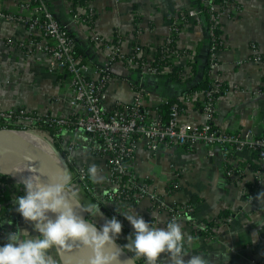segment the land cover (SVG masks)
<instances>
[{
    "label": "crops",
    "instance_id": "1",
    "mask_svg": "<svg viewBox=\"0 0 264 264\" xmlns=\"http://www.w3.org/2000/svg\"><path fill=\"white\" fill-rule=\"evenodd\" d=\"M82 1L46 0L49 10L67 26L85 61L93 66L101 64L105 56L93 43L92 31L109 42L120 39L123 51H133L147 59L155 53L172 22L188 9L198 8L197 0H88L93 15L87 20L86 8H82L86 0ZM231 1L236 9H231L219 21L216 56L220 64L218 73L232 91L217 98L213 123L216 126L227 123L229 131L250 129L260 135L264 133V65L252 60L251 46L255 45L264 57V0ZM0 10L8 16H33V11L22 9L18 0H0ZM25 34V25L20 20L0 18V110L24 108L41 115L60 117L71 114L68 102L73 93L68 76L49 72L45 53L36 50L30 54L19 47L17 43ZM176 36L195 52L192 76L181 75V79L175 80L116 64L111 70L105 106H111L114 100H130L133 88L141 87L146 91L141 101L144 107L159 108L170 98H175L184 105L182 118L200 124L203 119L201 109L194 107L193 102H182V97L183 91L203 76L201 68L210 46L207 25L192 21ZM71 139L79 146L75 151V165L88 169L95 163L103 168V175L104 160L88 150L86 133L62 129L52 138L60 146L61 142L65 144ZM138 145L130 172L155 188L164 206L191 202V218L205 225L204 230H196L189 222L179 221L192 237L191 244L185 245L189 252L185 259L203 254L210 264H249L264 260V226L260 225L264 224V199L257 198L264 193V164L259 175L260 186L254 200L248 203L246 190L253 184L254 171L259 169L251 151L243 149L230 156L229 164L235 165L241 174L228 177L218 152L208 156L200 146L178 145L149 151L142 141ZM93 184L102 196L100 184ZM173 184L177 185L176 189L167 192ZM103 201L100 198L101 204ZM129 206L148 222L152 221V212L159 213L164 223L168 221L164 208H157L149 198L134 205L111 202V210L118 212L130 234L134 232L133 226L119 211L120 207L127 210ZM95 218L101 226L106 221ZM23 220L20 215L18 227L33 236L38 235L33 226L27 229ZM50 254L57 260L54 249ZM163 258L160 264H165L166 258Z\"/></svg>",
    "mask_w": 264,
    "mask_h": 264
},
{
    "label": "built area",
    "instance_id": "2",
    "mask_svg": "<svg viewBox=\"0 0 264 264\" xmlns=\"http://www.w3.org/2000/svg\"><path fill=\"white\" fill-rule=\"evenodd\" d=\"M22 9H31L33 16L21 18L8 16L0 10V18L20 20L26 28L25 36L17 43L25 52L33 53L38 50L46 54L48 71L57 75H67L73 96L68 102L72 113L67 116H46L43 124H39L37 113L26 109L10 108L0 110V127L12 129H38L53 131L50 138L62 129L73 132H84L88 135V150L104 160L105 182L101 185L102 196L89 179L88 169L76 166L74 163L75 151L78 143L71 139L67 143L61 142V156L66 163L70 181L73 180L78 187L87 192L95 201L100 198L107 201L131 202L149 198L156 203L157 208L168 213L169 218H178L189 222L196 230H204L205 225L191 218V209L185 204L174 203L164 206L159 201L155 188L147 182L138 180L131 172L130 166L138 150V143L149 151H155L163 146H200L205 149L208 156L219 153L226 165L225 174L234 177L241 174L239 169L230 165V156L243 149L255 153L259 169L254 171L255 179L250 188L246 190V201L254 200L257 188L260 186V172L264 164V134L257 135L252 130L229 131L227 123L216 126L214 122L215 102L217 98L232 91L223 87L224 83L219 75V62L216 56L218 49L215 36L219 29V21L235 6L231 0L212 2V0H199L197 9H188L181 13L169 27L167 35L156 47L163 49L164 56L172 64L181 68V75L192 76L195 64V52L184 40L177 38V32L192 21L206 23L210 46L203 66L207 63L210 86L206 91H195L185 94L182 102H193L195 98L201 101L202 121L200 124L191 123L181 116L177 104L170 106L166 119H163L159 108L150 109L142 105L141 101L146 91L144 88H133L130 100H114L111 106H105L106 90L111 81V70L116 64L124 65L130 69H140L147 74L167 72L171 67L157 68L153 65L152 56L147 59L133 51L125 52L120 45V39L114 42L106 41L97 32L90 33L93 43L100 48L105 56L99 65H90L75 55V42L67 26L61 23L49 10L46 0H18ZM118 1V0H116ZM87 20H91L93 10L86 0ZM209 13V22L205 19L204 9ZM208 22V23H207ZM180 24V26H178ZM219 44V43H218ZM252 60L264 65V57L255 45L251 46ZM199 79H196L197 82ZM194 83V82H193ZM45 115V114H44ZM58 143V142H56ZM14 180L0 181V245L6 243L9 232L18 227L20 214L16 211L13 200L24 194L23 188H18ZM173 184L167 192L176 189ZM172 188V189H171ZM96 190V191H95ZM20 193V194H18ZM22 217V216H21ZM230 221V218H226ZM249 264H264L262 260Z\"/></svg>",
    "mask_w": 264,
    "mask_h": 264
},
{
    "label": "clouds",
    "instance_id": "3",
    "mask_svg": "<svg viewBox=\"0 0 264 264\" xmlns=\"http://www.w3.org/2000/svg\"><path fill=\"white\" fill-rule=\"evenodd\" d=\"M24 159L33 162L31 155ZM25 171L30 173L23 179L25 194L15 197L13 203L24 221L32 223L38 235L33 236L19 227L9 232L6 243L0 245V264H57L50 250L54 247L71 250L73 245L91 249L87 264H121L123 249L134 253L123 264H131L140 257L145 264H160L162 256L166 258L165 264H210L203 254L185 259L189 254L185 245L191 244L192 237L185 232L180 219L174 217L164 223L159 213L152 212V221L148 222L130 206L127 210L120 207L119 211L131 223L134 232L129 234L128 242L120 250L106 251L108 245H116V239L122 232L123 225L116 216L106 220L98 229L95 222L74 210L72 202L78 203L79 195L65 171L52 175L48 183L42 182L38 169L31 163ZM102 172L103 168L95 163L88 167V175L95 184L105 182L106 175H101ZM257 198L264 199V193ZM81 208L90 216H103L100 204L88 203ZM49 213L55 214V219ZM162 223L165 226L159 227Z\"/></svg>",
    "mask_w": 264,
    "mask_h": 264
},
{
    "label": "water",
    "instance_id": "4",
    "mask_svg": "<svg viewBox=\"0 0 264 264\" xmlns=\"http://www.w3.org/2000/svg\"><path fill=\"white\" fill-rule=\"evenodd\" d=\"M10 132H28L33 135V140L43 142L48 147V150L52 156L50 163H46L41 158L34 155H31L33 157V162L25 160L24 157L30 154L24 150L23 144H21L13 134H10ZM29 163L38 169V174H40L41 180L44 183L50 182V177L60 170H63L68 174L66 163L64 162L60 152L53 145V143L49 142L48 139L43 138L31 130L0 127V175L9 177L23 186V179L30 175L29 172L25 171L29 167ZM72 203L74 210L79 215L92 222L88 217L89 213L82 210L81 207L83 205L80 201L78 203L73 201ZM49 215L55 219V214L49 213ZM97 228L99 229L100 227L97 225ZM109 246L111 245L106 247V251H109ZM112 246L116 251L122 248V246L117 241L116 245ZM83 247L86 253V262H88V258L92 255V252L91 249L85 246ZM53 249L59 264H75L72 254L73 247L71 250L63 249V252H60L59 248L56 247ZM121 256L125 260H129L131 258V256H129V254L124 249L121 252ZM131 264H135V261L133 260Z\"/></svg>",
    "mask_w": 264,
    "mask_h": 264
},
{
    "label": "trees",
    "instance_id": "5",
    "mask_svg": "<svg viewBox=\"0 0 264 264\" xmlns=\"http://www.w3.org/2000/svg\"><path fill=\"white\" fill-rule=\"evenodd\" d=\"M222 0H212V2H221ZM75 3H82L83 1L82 0H74ZM199 0H197V3L199 4ZM204 15H205V19L209 22V13L207 11V8L204 9ZM207 22V23H208ZM210 23V22H209ZM178 26H180V24H178ZM220 33L219 30H216L215 32V36H218V34ZM219 41L218 39L216 40L215 44H218ZM74 53L75 55L77 56H80L81 57V60L82 61H85V56L82 52V50H80V47H78L76 44H75V47H74ZM164 51L163 49L159 48L157 50V52L155 53L154 55V58H153V65L157 68H160V67H171V70L170 71H167V72H160L159 74L161 75H165V76H168L172 79H175V80H179L181 79V68L180 67H177V66H172V64L168 61V59L166 58V56H164ZM194 68V67H193ZM195 69V68H194ZM208 70V67H207V63L203 66V76L200 80H198L197 82H194L191 84V86H189L187 89H185L183 91L184 95L185 94H189V93H193L195 91H206L208 89V87L210 86V82H209V79H208V74H207V71ZM223 87H227L225 83L222 84ZM172 104H177V106L179 107V110L181 111L184 107V105L181 104L180 101H178L177 99L175 98H170L167 103H164V104H161L159 106V112L162 116L163 119H166L168 113H169V110H170V106ZM193 104H194V107H197V108H201V101L199 98H195V100L193 101ZM46 116H49V115H41V114H38L37 113V117L39 119V124H43V119L46 117ZM43 129V128H41ZM49 133H47L48 135L49 134H52L53 131H50L48 130ZM264 134V133H263ZM54 145L55 147L57 148V150L60 152L61 154V146L59 145V143H55L54 142ZM254 156H255V153H254ZM89 179L91 180V178L89 177ZM11 180L9 177H6V176H3V175H0V181L6 183V181H9ZM15 185L18 187V188H23V186L19 183H15ZM172 189V188H171ZM174 190V189H173ZM20 194V193H18ZM87 196L89 197L90 201L93 202V203H96V204H100V206L103 208L102 210V213L108 218V219H111L112 218V214L110 213V210L106 207H103L102 204L98 201H95L93 198H91V196L86 192ZM132 205L136 204L137 201L136 200H132L130 202ZM183 204V203H182ZM187 207H189L191 209L192 207V203L191 202H188L185 204ZM229 215V214H228ZM227 215V216H228ZM121 222V221H120ZM122 223V222H121ZM123 225V223H122ZM122 232L129 236V232L128 230L124 227L123 225V228H122ZM135 264H143V262L145 261L142 257L140 258H135ZM264 262V260H262Z\"/></svg>",
    "mask_w": 264,
    "mask_h": 264
},
{
    "label": "bare ground",
    "instance_id": "6",
    "mask_svg": "<svg viewBox=\"0 0 264 264\" xmlns=\"http://www.w3.org/2000/svg\"><path fill=\"white\" fill-rule=\"evenodd\" d=\"M10 134H13L18 139V141L23 144L24 150L27 153L41 158L46 163H50L52 156L48 150V147L43 142L33 140V135L28 132H10ZM77 244H79V242H77ZM108 248L109 252L116 251L112 245ZM59 250L60 252H63V248H59ZM72 254L75 264H87L86 253L83 245H74ZM120 261L121 264H123V262L126 260L120 256Z\"/></svg>",
    "mask_w": 264,
    "mask_h": 264
},
{
    "label": "rangeland",
    "instance_id": "7",
    "mask_svg": "<svg viewBox=\"0 0 264 264\" xmlns=\"http://www.w3.org/2000/svg\"><path fill=\"white\" fill-rule=\"evenodd\" d=\"M30 130L33 131V132L36 133V134H39V135L42 136L43 138L48 139L49 142L53 143V145H54V141L52 140V138L49 137V135L47 134V131H44L43 129H41V130H38V129H30ZM54 146H55V145H54ZM71 184L74 185L76 189L78 188V186L75 184V182H74L73 180H71ZM77 191H78V195H79V201L82 203L83 206H85V205H87L88 203L91 202L90 199L88 198L86 192H85L84 190H82V189L80 188L79 190L77 189ZM95 191H96V190H95ZM98 191L100 192V189L97 188V191H96V192H98ZM24 194H25V192H24ZM24 194H23V195H24ZM105 201H107V200H104V201H103L102 206L108 208V209L110 210V212L113 214V216H116V218H117L119 221H121V222L123 223V225H124L125 222L122 221V218L120 217V215L118 214V212H116V211H112V210H111V202H112V201H107V202H109V203H107V202H105ZM91 203H93V202H91ZM16 207H17V206H16ZM102 210H103V208L100 206V211L102 212ZM88 217H89V219H90L92 222L98 223V225H100L99 222L96 221L95 216L93 217V216H90V214H89ZM96 217H99V218H101V219H106V220H108V218H107L104 214H103V216L97 214ZM167 219H168V221L170 220L168 213H167ZM145 220H146V219H145ZM146 221H147V220H146ZM22 223L26 226L27 229H28L29 226H30V227L33 226L31 222H27V223H26L24 220H23ZM100 226H101V225H100ZM127 237H128V236H126L123 232H121V233L119 234V236L117 237L116 241H117L121 246H123V245H125V244L128 242ZM124 250L129 254V256L132 257V256L134 255V253H132V252H128L127 249H124ZM56 258H57V257H56ZM134 260H135V259H134ZM57 262H58V260H57ZM58 264H59V263H58ZM144 264H145V261H144Z\"/></svg>",
    "mask_w": 264,
    "mask_h": 264
}]
</instances>
